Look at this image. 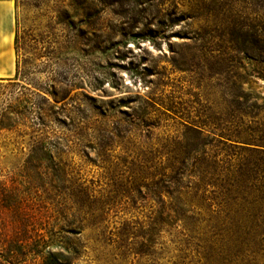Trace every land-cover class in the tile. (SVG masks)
Listing matches in <instances>:
<instances>
[{
    "label": "rangeland",
    "instance_id": "374dc122",
    "mask_svg": "<svg viewBox=\"0 0 264 264\" xmlns=\"http://www.w3.org/2000/svg\"><path fill=\"white\" fill-rule=\"evenodd\" d=\"M15 21L0 264L264 251L239 211L217 215L177 181L193 126L226 143L264 137V0H19Z\"/></svg>",
    "mask_w": 264,
    "mask_h": 264
},
{
    "label": "trees",
    "instance_id": "16d2710c",
    "mask_svg": "<svg viewBox=\"0 0 264 264\" xmlns=\"http://www.w3.org/2000/svg\"><path fill=\"white\" fill-rule=\"evenodd\" d=\"M19 0H14L17 5ZM16 25V21H15ZM18 39L15 26L14 45ZM248 37L244 42L248 43ZM16 48V46H15ZM263 48V47H262ZM248 59L251 57L247 56ZM16 69V63H15ZM250 123V122H249ZM249 130L257 127L250 123ZM194 138L200 142L193 149L191 162L186 166L185 160L179 161L177 175L180 182L188 179L184 194L192 198L216 201L217 209L211 210L220 214V208L240 213L244 228L264 232V137H251L244 141L226 143L221 136H204L201 129L193 126ZM264 134V129L260 130ZM229 148L224 156H219L214 149ZM209 148V149H207ZM187 177H186V176ZM188 184V185H187ZM180 194V192H179ZM207 194L212 195L208 197ZM182 195V194H181ZM168 211L171 212L170 208ZM172 212H176L172 210ZM264 235V234H262ZM264 237L259 239L263 241ZM138 256L137 253L134 254ZM143 256L152 259L149 253ZM172 264H264V251L259 253L228 254V255H184L176 256Z\"/></svg>",
    "mask_w": 264,
    "mask_h": 264
},
{
    "label": "crops",
    "instance_id": "0c3cea01",
    "mask_svg": "<svg viewBox=\"0 0 264 264\" xmlns=\"http://www.w3.org/2000/svg\"><path fill=\"white\" fill-rule=\"evenodd\" d=\"M14 32V0H0V79L15 74Z\"/></svg>",
    "mask_w": 264,
    "mask_h": 264
}]
</instances>
